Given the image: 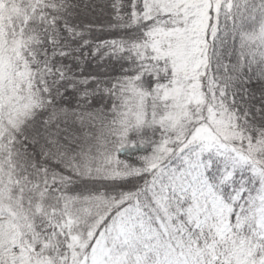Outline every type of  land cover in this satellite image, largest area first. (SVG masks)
Masks as SVG:
<instances>
[{
    "label": "snow or ice",
    "instance_id": "6c2138e0",
    "mask_svg": "<svg viewBox=\"0 0 264 264\" xmlns=\"http://www.w3.org/2000/svg\"><path fill=\"white\" fill-rule=\"evenodd\" d=\"M0 264H264V0H0Z\"/></svg>",
    "mask_w": 264,
    "mask_h": 264
}]
</instances>
